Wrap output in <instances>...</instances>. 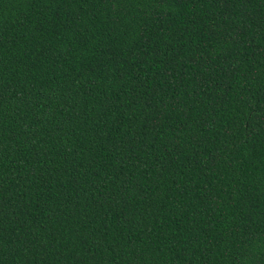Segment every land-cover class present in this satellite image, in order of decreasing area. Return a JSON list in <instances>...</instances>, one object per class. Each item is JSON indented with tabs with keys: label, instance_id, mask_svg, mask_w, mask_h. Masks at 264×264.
<instances>
[{
	"label": "trees",
	"instance_id": "obj_1",
	"mask_svg": "<svg viewBox=\"0 0 264 264\" xmlns=\"http://www.w3.org/2000/svg\"><path fill=\"white\" fill-rule=\"evenodd\" d=\"M0 264H264V0H0Z\"/></svg>",
	"mask_w": 264,
	"mask_h": 264
}]
</instances>
